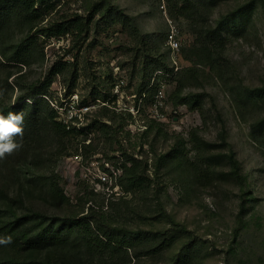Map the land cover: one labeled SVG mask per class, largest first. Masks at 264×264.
<instances>
[{"label":"rangeland","instance_id":"rangeland-1","mask_svg":"<svg viewBox=\"0 0 264 264\" xmlns=\"http://www.w3.org/2000/svg\"><path fill=\"white\" fill-rule=\"evenodd\" d=\"M254 1L202 0L191 9V0H51L29 14L0 0V107L44 92L58 64L63 73L38 96L45 100L41 113L56 112V121L81 132L61 140L43 122L32 140L0 160V210L179 234L167 250L140 244L128 258L92 255L65 229L60 246L34 258L123 264L126 256L130 264H172L186 248V264H264V139L253 137L254 124L264 120V6ZM109 3L135 19L144 45L130 27L102 21L99 8ZM212 28L223 32L224 48L204 44ZM172 33L180 42L175 57ZM156 70L170 77L159 75L148 90ZM158 82L166 85L162 99ZM190 95L195 100L182 104ZM25 101L31 115L32 101ZM227 145L238 173L225 156ZM125 150L148 161L149 191L127 195L118 186ZM119 200L122 213H109L110 202ZM11 241L0 247V261L33 255Z\"/></svg>","mask_w":264,"mask_h":264},{"label":"trees","instance_id":"trees-1","mask_svg":"<svg viewBox=\"0 0 264 264\" xmlns=\"http://www.w3.org/2000/svg\"><path fill=\"white\" fill-rule=\"evenodd\" d=\"M12 7L20 6L22 11L27 13H38V10H35V6L39 5L45 6L49 1L47 0H5ZM187 3L190 0H186ZM202 0H191V9L196 7L197 3H201ZM214 1V0H213ZM216 1V0H215ZM259 1L264 6V0H255ZM2 4H0L1 6ZM6 5V4H4ZM102 6L99 8V13H102L101 19L104 22H109L111 19H115L118 23L125 27L131 28V34L134 36H138L140 38L139 44H145V38L141 34L138 24L135 19L125 13L123 9H121L118 5H113L111 3L108 4L106 10L102 12ZM98 13V12H97ZM234 17V16H233ZM232 19V17H230ZM91 21V20H89ZM37 34H41L40 31H44L43 29L38 30ZM57 33V32H56ZM204 44L208 46H218L224 48L225 36L221 29L212 28L208 30L204 34ZM16 60V58H12ZM12 61V60H8ZM162 67L167 68L166 62H161ZM143 69V80H146L149 75V63L146 62ZM63 67H59L58 64H55L51 67L47 80L44 84H42L41 91L44 92H35L27 96L26 98L20 96L17 98V104L13 106H2L0 107V114L7 115L8 112H23L24 113V135L22 139L28 137L33 139V135L35 134V130L41 125V123H45L46 121L50 123V127L52 131L59 137L61 140H64L68 137L76 136L77 133H81L77 126H73L72 124H64L63 122L56 121V112L51 115L46 114L43 115L41 113V108L43 100L42 97H38L39 95L45 94V89H48L52 80L58 75L63 73ZM158 71V70H156ZM148 87L150 83L147 84ZM74 86V84H73ZM72 86V87H73ZM155 86V83L148 89H152ZM158 89V83L156 84ZM141 94V92H139ZM195 95L187 96L181 100L182 104H189L191 100H195ZM25 99H29L32 101L30 106L32 114L27 115L26 109L29 108ZM49 106V105H48ZM50 107V106H49ZM77 120L76 118H72L70 123H74ZM97 122H93L91 126H95ZM90 126V127H91ZM106 126V124L104 125ZM107 127V126H106ZM34 133V134H33ZM33 134V135H32ZM253 137L256 141H261L260 139H264V120H261L254 124L253 126ZM29 138V140H30ZM19 141V137L17 138ZM208 147H211L208 143H206ZM212 150V148H210ZM225 156L229 162V164L235 170V173H238L240 169L239 161L236 157V154L232 148L227 145ZM148 161L143 158H139L133 153H129L127 150L122 152L121 155V163L119 169L121 171L120 182L118 186L123 190V192L127 195H135L140 192H147L152 186L151 179L149 176V168ZM192 172L198 178L202 176V168L197 163H192L191 165ZM1 193V191H0ZM5 193H2V197L4 199ZM121 200L112 201L108 205V209L113 214H121L123 207L120 206ZM92 214V213H91ZM106 214V213H102ZM37 222L38 226L35 229H27L26 225L31 222ZM102 222L95 223L90 218L85 217L82 219H72V218H60L55 216H48L43 213L37 212H28L24 214H20L12 208H6L5 210H0V237H11L15 238L17 242L22 244L25 250L29 251L32 256L29 259H26L25 262H14V261H0V264H46L47 262L41 259H38V254H43L45 251H50L61 244L62 239L65 236V229H72L78 234L81 241L85 244L87 251L92 255L105 253L111 254H122L126 253L129 258L128 251L134 249L136 246L140 244H153L155 249L154 252H160L169 249L177 240L179 234H172L170 230L168 231H156L150 232L142 229L131 230L125 227H119L114 225L112 222H106L101 220ZM68 227V228H67ZM67 231V230H66ZM175 231V230H171ZM178 231V230H177ZM5 245H0L3 247ZM190 254L189 250L186 248L183 250L182 254L175 256L172 261V264H186V259ZM123 264H130L126 259L122 260Z\"/></svg>","mask_w":264,"mask_h":264},{"label":"clouds","instance_id":"clouds-1","mask_svg":"<svg viewBox=\"0 0 264 264\" xmlns=\"http://www.w3.org/2000/svg\"><path fill=\"white\" fill-rule=\"evenodd\" d=\"M23 125L24 113L22 111H10L6 116L0 114V160L12 155L22 147ZM11 242V237H0V245H8Z\"/></svg>","mask_w":264,"mask_h":264},{"label":"built area","instance_id":"built-area-1","mask_svg":"<svg viewBox=\"0 0 264 264\" xmlns=\"http://www.w3.org/2000/svg\"><path fill=\"white\" fill-rule=\"evenodd\" d=\"M168 44L170 46V49L173 52L172 53L173 57L177 56V53L180 51V42H179L178 38L176 37L175 33H172V35L169 36ZM159 75H164L166 77H170V74H164L161 71H157L154 74V78H153V82H152L151 86L156 82V78ZM165 89H166V85L163 82H158V89H157V97L158 98L162 99L165 97Z\"/></svg>","mask_w":264,"mask_h":264}]
</instances>
